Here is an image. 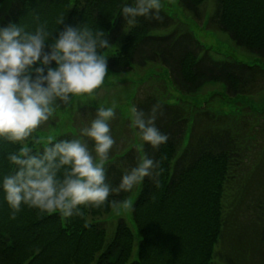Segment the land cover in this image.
<instances>
[{
  "label": "trees",
  "instance_id": "1",
  "mask_svg": "<svg viewBox=\"0 0 264 264\" xmlns=\"http://www.w3.org/2000/svg\"><path fill=\"white\" fill-rule=\"evenodd\" d=\"M179 1L195 18L201 17L206 0ZM124 3L135 6L134 0H16L2 26L16 22L34 30L46 22L55 32L64 26L56 23L57 18L65 16L66 24L100 28L110 44L115 33L125 30L121 46L107 57L108 68L115 72L158 63L184 95L195 94L208 82L223 84L230 100L264 91L263 65L215 60L187 30L154 35V31L170 28L173 19L159 8L154 15L137 17L132 24L121 14ZM209 23L264 61V0H215ZM135 107L146 115L155 107L156 126L169 136L158 148L143 141L142 150L129 149L110 158L106 165L108 181L118 189L122 174L145 155L161 161L163 172L156 175L154 171L141 182L132 207L140 234L137 258L131 260L134 234L123 219L111 239L104 223L97 220L124 203L135 186L129 192L113 191L99 208L81 206L82 216L68 218L27 205L13 218V210L0 191V264H216V248L229 220L225 194L233 183H241L242 193L255 188L250 205L258 211L259 227L258 238H251V244L264 253V107L250 106L237 118L203 108L188 110L152 93L139 97ZM191 121L189 140L179 154ZM72 137L64 134L59 138ZM29 143L30 147L37 145L33 139ZM19 147L0 141V176L13 168L4 158L6 153ZM249 238L239 242V249H245ZM237 254L235 263L240 261ZM247 259L251 258H243L241 264Z\"/></svg>",
  "mask_w": 264,
  "mask_h": 264
},
{
  "label": "clouds",
  "instance_id": "2",
  "mask_svg": "<svg viewBox=\"0 0 264 264\" xmlns=\"http://www.w3.org/2000/svg\"><path fill=\"white\" fill-rule=\"evenodd\" d=\"M134 5L124 3L121 9L132 24L137 17L154 15L161 6L159 0H134ZM56 23L63 29L52 32L46 22L34 30L16 22L0 26V141L20 145L6 153L13 168L0 176V191L13 218L22 205L66 218L82 216L81 206L99 208L113 191L129 192L154 171L163 172L160 160L145 155L122 174L118 189L108 181L106 165L116 143L110 125L115 104L96 106L94 118L72 138L48 135L36 147L29 146L33 133L53 121L57 110L76 97L92 95L108 74L107 56L101 53L110 45L104 31L66 24L65 16ZM156 119L155 107L148 115L135 106L131 109L138 135L153 148L169 140Z\"/></svg>",
  "mask_w": 264,
  "mask_h": 264
},
{
  "label": "rangeland",
  "instance_id": "3",
  "mask_svg": "<svg viewBox=\"0 0 264 264\" xmlns=\"http://www.w3.org/2000/svg\"><path fill=\"white\" fill-rule=\"evenodd\" d=\"M15 2L16 0H0V26L3 25V21ZM159 3L160 8L173 19V25L168 29L154 31V35H168L175 29L178 31L187 30L192 32L196 39L208 49L209 54L215 60L241 61L250 65L259 63L264 66V61L258 60L254 53L237 45L229 33L218 30L209 23L215 12V0H206L202 4L201 17L198 19L186 10L179 0H159ZM125 33V30L115 33L113 35L114 41L103 55L107 57L113 55L115 50L121 46ZM149 93L155 94L159 99L168 103H180L188 110L203 108L218 115H230L237 118L247 113L249 110L247 108L250 106L257 109L264 107V91L238 100H230L225 94L224 85L217 82H208L195 94L184 95L174 87L168 70L158 63H149L144 68H135L128 72H115L108 68V74L102 86L94 90L92 95L86 94L82 97H76L68 107L57 110L54 120L42 124L30 139H33L37 144L41 137L46 138L48 135L58 138L64 134L78 135L80 128L94 118L96 106L115 104L116 115L111 120L110 125L116 143L111 149L110 158H115L117 154L132 148L142 150L143 141L132 123L131 109L136 105L139 97ZM192 124L191 121L179 154L187 145ZM27 143L30 146L29 141ZM89 146H92L91 141H89ZM140 189L141 183H138L135 185L132 195L124 203L114 208L108 215L97 219L104 223L108 239L114 236L120 219L126 222L134 234L131 260L137 258L140 242V234L132 215V207ZM242 190L241 183L228 185L226 190L224 205L229 220L222 240L216 248L214 259L216 264H241L245 257L251 259L243 261V264H264V253L259 247L253 248L251 244V238L254 241L258 238L259 227L257 223L258 211L254 205H250L253 202L255 188L251 187L243 193ZM240 196H243L241 201ZM236 209L238 210L236 211ZM246 231L250 236L248 244H244L245 249H239V242L247 239ZM240 232L243 233V240ZM246 250L249 251V254L245 253ZM237 252H239L240 261L235 263V257L238 256Z\"/></svg>",
  "mask_w": 264,
  "mask_h": 264
}]
</instances>
